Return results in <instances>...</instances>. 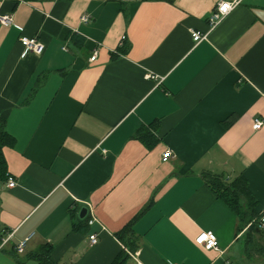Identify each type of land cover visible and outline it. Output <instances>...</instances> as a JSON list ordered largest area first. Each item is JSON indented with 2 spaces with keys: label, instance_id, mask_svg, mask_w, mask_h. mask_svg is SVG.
<instances>
[{
  "label": "crops",
  "instance_id": "obj_1",
  "mask_svg": "<svg viewBox=\"0 0 264 264\" xmlns=\"http://www.w3.org/2000/svg\"><path fill=\"white\" fill-rule=\"evenodd\" d=\"M222 1L0 0L15 22L0 24V118L17 183L0 179V264H39L43 245L55 264H111L139 216L129 264H264V234L240 231L205 178H244L264 217V0L210 30ZM21 37L44 53L24 55ZM84 208L96 222L80 230ZM204 232L218 250L196 243Z\"/></svg>",
  "mask_w": 264,
  "mask_h": 264
},
{
  "label": "trees",
  "instance_id": "obj_2",
  "mask_svg": "<svg viewBox=\"0 0 264 264\" xmlns=\"http://www.w3.org/2000/svg\"><path fill=\"white\" fill-rule=\"evenodd\" d=\"M5 126L6 120L0 118V179H5L7 181L8 177L6 176L5 159L2 151L4 147L12 143L13 139L6 132ZM138 137H140L148 147L152 146L154 140L151 133L139 130ZM205 178L207 183L215 190L218 197L225 201V203L237 214L240 231L245 228H248L250 232L260 230L258 222L261 215L256 212L257 202L250 193L244 178L240 177L234 181H230L224 176H214L208 173L205 174ZM139 217L133 219L116 234L117 239L122 243L124 249L111 264H129L132 255L138 251L140 243L134 227ZM84 220L78 218L77 227L80 230H83L84 226H88V221ZM260 231L264 234V230ZM52 250V246L43 245L36 253L30 255V258L39 262V264H55L51 257Z\"/></svg>",
  "mask_w": 264,
  "mask_h": 264
},
{
  "label": "built area",
  "instance_id": "obj_3",
  "mask_svg": "<svg viewBox=\"0 0 264 264\" xmlns=\"http://www.w3.org/2000/svg\"><path fill=\"white\" fill-rule=\"evenodd\" d=\"M242 0H224L218 4V6L213 11L210 19H209V26L210 30L215 29L229 14L241 4ZM83 22H87L88 18L84 17ZM0 24L7 27L15 26L14 18L10 15H0ZM193 40L195 43H200L207 39V34H200V33H193ZM124 40V38H123ZM20 43L24 48V55H27L29 53L36 54V55H42L45 51V45L43 42L38 40L37 38H28V37H21ZM123 44V42H122ZM121 44V45H122ZM97 58V54H94V56L91 58V61L95 62ZM264 125L263 120L257 119L254 121L253 129L254 130H260ZM171 156V152H167L164 155L163 160L167 161ZM8 188H14L16 186V181L12 176L8 177V180L6 182ZM96 222V219H90L88 221L89 225H93ZM258 226L260 230H264V217H260V220L258 222ZM201 237H204V239H201ZM10 237L3 239L0 243V250L4 248V246L8 243ZM29 239H26L25 241L21 242L16 247V253L17 254H23L25 252L27 243ZM90 242L91 244L97 243V235L90 236ZM196 243L203 247L207 251L211 250H218L219 249V242L216 237V235L212 232H204L198 238L196 239ZM133 257V255H132Z\"/></svg>",
  "mask_w": 264,
  "mask_h": 264
},
{
  "label": "water",
  "instance_id": "obj_4",
  "mask_svg": "<svg viewBox=\"0 0 264 264\" xmlns=\"http://www.w3.org/2000/svg\"><path fill=\"white\" fill-rule=\"evenodd\" d=\"M87 213H88V210L86 208L82 209V211L79 215L80 219L81 220L85 219L87 217ZM258 231H260V230H258Z\"/></svg>",
  "mask_w": 264,
  "mask_h": 264
},
{
  "label": "snow or ice",
  "instance_id": "obj_5",
  "mask_svg": "<svg viewBox=\"0 0 264 264\" xmlns=\"http://www.w3.org/2000/svg\"><path fill=\"white\" fill-rule=\"evenodd\" d=\"M201 239H204V237H201Z\"/></svg>",
  "mask_w": 264,
  "mask_h": 264
}]
</instances>
